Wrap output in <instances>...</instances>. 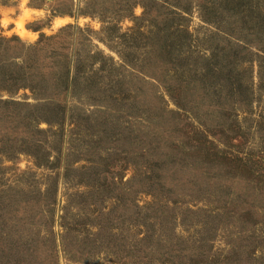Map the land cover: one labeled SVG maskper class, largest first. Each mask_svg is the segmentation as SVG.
I'll return each instance as SVG.
<instances>
[{
	"label": "rangeland",
	"instance_id": "rangeland-1",
	"mask_svg": "<svg viewBox=\"0 0 264 264\" xmlns=\"http://www.w3.org/2000/svg\"><path fill=\"white\" fill-rule=\"evenodd\" d=\"M43 35L0 92V264H264V0H0Z\"/></svg>",
	"mask_w": 264,
	"mask_h": 264
},
{
	"label": "trees",
	"instance_id": "trees-1",
	"mask_svg": "<svg viewBox=\"0 0 264 264\" xmlns=\"http://www.w3.org/2000/svg\"><path fill=\"white\" fill-rule=\"evenodd\" d=\"M68 28L70 27L62 28L61 32H65ZM51 37L52 36L45 37L43 35L37 43L32 45L23 42L18 36L8 38L0 36V81H2L4 85V87L0 89V92H7L10 93V95H13L19 93L21 90H26L29 88L33 90V87L28 85L24 80L25 74L23 73V71L28 70V68L31 66V64H25L26 54H30V52L32 51L31 49H36L37 52L39 50H44L45 41L47 40V38L51 40ZM67 71L69 72V70ZM66 80L71 81L69 73L66 74ZM36 98L40 97L37 96ZM26 99H28V97H24L22 100L5 99L1 104H12L13 106H18V108L19 106H27L30 107L29 109L39 107L38 105L29 104V102H26ZM41 103L44 102L42 101ZM42 120L50 123L48 119H44L38 115L32 116L31 122L37 124Z\"/></svg>",
	"mask_w": 264,
	"mask_h": 264
}]
</instances>
